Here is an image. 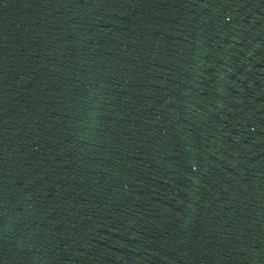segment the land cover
Listing matches in <instances>:
<instances>
[{"label": "water", "instance_id": "95a60500", "mask_svg": "<svg viewBox=\"0 0 264 264\" xmlns=\"http://www.w3.org/2000/svg\"><path fill=\"white\" fill-rule=\"evenodd\" d=\"M0 264H264V0H0Z\"/></svg>", "mask_w": 264, "mask_h": 264}]
</instances>
